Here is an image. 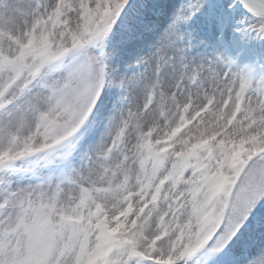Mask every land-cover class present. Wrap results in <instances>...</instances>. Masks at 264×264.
Here are the masks:
<instances>
[{
  "label": "snow or ice",
  "instance_id": "6c2138e0",
  "mask_svg": "<svg viewBox=\"0 0 264 264\" xmlns=\"http://www.w3.org/2000/svg\"><path fill=\"white\" fill-rule=\"evenodd\" d=\"M0 264H264V0H0Z\"/></svg>",
  "mask_w": 264,
  "mask_h": 264
}]
</instances>
